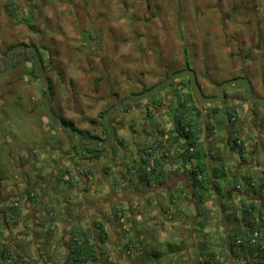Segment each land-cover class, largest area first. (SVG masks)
<instances>
[{"label": "rangeland", "instance_id": "374dc122", "mask_svg": "<svg viewBox=\"0 0 264 264\" xmlns=\"http://www.w3.org/2000/svg\"><path fill=\"white\" fill-rule=\"evenodd\" d=\"M3 1L0 0V56L11 44L18 42L30 43L33 41L38 43L43 41L44 45L49 46L50 53H45L43 50V57L47 64V71H49L48 76H52L50 79L55 87L51 101L52 108L58 114H61V111L56 106L57 95L60 96L61 102L65 104L68 112L75 110L76 101L73 100L72 90L81 94L87 89L90 97L86 98L85 104L93 107L97 105L98 102L95 98L98 96L90 90L91 81L96 76H102L99 94L103 95L111 93L117 89L118 85L120 90L133 85L135 78H143L147 85H151L158 80L157 75L153 74L154 76H152L150 73L157 72L156 61L157 56L160 55L164 61L168 62L169 60L165 75H172L186 66L192 69L198 68V79L205 85L203 88L210 86L205 73L217 82H225L237 75L248 77L254 81L255 85H258V80H264V22L258 25L261 17L264 20V0H234L236 2L227 0L224 7L233 16L232 19L236 17L237 20L233 23L234 20L230 19V26L223 32L221 19L216 9L214 7L203 8L208 4L215 3L216 0H17L20 5L17 21L7 15ZM149 2L150 7H148ZM198 6L202 8L197 10ZM31 7L40 9L41 16L36 24L39 33L29 30L19 21L23 15L28 14ZM193 53L197 54L196 59ZM238 53L247 56L244 65H240L239 61L242 60ZM11 56L12 52L9 53V57ZM253 67H255L254 70ZM31 72L36 73L37 77L33 76ZM58 72L62 73L58 74ZM17 77H20V81L24 82L23 85L25 82H30L29 84H32L35 90L26 92L21 84H15L9 88L13 93L6 97L5 105L2 106L0 103V179L7 177V182L9 181L6 183L8 188L1 185L0 182V194L5 198L13 194L10 189L11 181L16 177L19 178V181L28 182L29 188L39 195L41 190L34 180L39 177L45 167L40 169L37 165H33V159L40 156L39 152L43 151L51 156L52 163H58L59 160L55 159L53 151L54 149L59 150L61 145V138L56 134V132L59 133L56 131L59 129L53 125L49 117L46 120L42 80L38 77L36 67L34 69V62H25L23 59L17 66L11 65L1 71L0 91L5 93L7 83ZM181 77L185 78L186 75ZM61 80L65 82L60 85ZM185 80L187 83V79ZM232 89L238 90L242 94L246 93V88L242 84ZM18 92L21 94L19 98H16L15 94ZM37 94L42 97L40 102L35 99ZM75 98L78 101L80 99L79 96ZM115 101L116 98L113 97L108 100L107 104L101 103V110ZM144 101L142 100L140 103L142 104ZM224 105L226 110L238 111L239 109L236 102L234 103L230 98ZM83 107L87 116H94L92 110L81 105V108ZM172 111L171 108L168 113L171 114ZM72 113L76 114V112ZM134 113L131 111L128 116L134 115ZM223 123L219 128L221 130L229 129L228 121ZM84 125L88 126V123H84ZM247 136L254 138L252 134L247 133ZM75 141L77 140L75 139ZM137 141L139 147H143V140L137 138ZM248 142L251 144L250 139H247ZM259 142L260 144L263 142L264 147V140L259 138L258 146ZM258 146L256 147L258 148ZM115 147L117 148V146ZM211 148L212 153L217 151V147L213 143H211ZM204 149H206L205 145ZM220 153L223 154L219 156L220 162L223 159L228 162L227 150L222 148ZM22 154L25 156L24 162L30 161L26 168L18 166L20 163L18 157H21ZM178 161L180 160L178 159ZM87 167L95 170L94 165ZM221 181L225 184L224 179H220L219 185ZM78 184L88 190L92 189V186L100 185L96 179L93 182L90 181L89 184L82 181L81 183L79 181ZM135 186L136 189H144L141 182L136 181ZM102 191V198L111 196V191L106 188H103ZM221 192L223 193L222 189ZM48 193L49 201L52 199L55 201L58 198V195H55L58 194L55 190L49 189ZM70 193L71 196L75 194L74 192ZM224 198L227 203V198ZM196 199H198L197 196ZM90 201L98 202L93 193L83 195L80 199L78 197L76 203L83 212L91 209L88 208ZM5 203L6 200L4 204H0V207L2 206L6 210ZM113 204L117 207L119 202L113 199ZM45 206L42 205L38 208L36 217L37 221L41 216L43 219L45 218V221H40L43 229L45 226L50 228L52 225V219L48 218ZM72 206L71 212H75L76 208ZM203 208L207 209V207L201 209ZM158 210L160 211L158 221H165L166 218L162 215L161 207ZM82 212L76 213L75 218L80 219ZM202 212L201 210L202 228L203 226L207 228L209 216ZM0 217L2 216L0 215ZM230 218L235 220L234 216H230ZM167 221L169 222L168 219ZM217 221L222 222L219 216ZM192 224L193 227L195 226L193 222H190L188 227ZM59 225L58 227H60ZM235 228L230 230L231 236L235 234ZM1 229L2 221L0 220ZM193 232L194 230L190 233L191 239L188 238L184 244H193ZM197 234L205 239H210V242L214 236L209 234L207 237L204 233L201 235L200 231H197ZM40 235L35 231V237L38 238ZM26 237L24 235L17 238V246L20 250L25 249L28 252ZM29 237L33 242L35 241L32 234ZM166 237L157 239L155 244L150 246H145L143 242L140 250L136 251L137 256L133 254L129 262L120 260V264H131L132 262L133 264H170L172 260L175 262L176 257H180V264H199L203 261V259L199 260L198 252L200 250L196 247L189 250L176 248V255L172 256L173 248H169L167 244L168 242L176 243V241ZM1 239L2 235H0V241ZM157 250L162 253L157 255ZM233 250L235 254H241L239 247H235Z\"/></svg>", "mask_w": 264, "mask_h": 264}, {"label": "crops", "instance_id": "0c3cea01", "mask_svg": "<svg viewBox=\"0 0 264 264\" xmlns=\"http://www.w3.org/2000/svg\"><path fill=\"white\" fill-rule=\"evenodd\" d=\"M42 91L44 95V88H42ZM41 99L42 97L37 94L36 101L40 102ZM64 105L65 104L61 102V98L59 96L56 106L59 107L61 114L68 118L78 117L77 115L68 112ZM207 107L204 108L205 113ZM238 107L239 109L236 111L237 120H239L241 122L240 124H242L245 121L247 110H251L252 107L246 103H242V101ZM56 114L61 116L58 113ZM47 118L48 117L46 116V120ZM85 126L86 125L82 124V127ZM227 130L229 129H223V131L220 130L221 133L219 135L217 134L216 136L211 137L210 143H213L217 147V151L213 152L211 158L209 157L208 159L211 164L209 168L211 169V167H213L217 170L216 174L212 176L211 182L219 183L220 179H222L221 175L224 173L226 175L227 172V175L224 178L225 184L222 183V180L221 184L219 185L220 190L212 186L209 187L207 196L203 199V202H201L199 199H196V196L200 194V189L189 185L190 178L186 168L182 169L181 165L176 163V155L179 152V149L176 148H173L170 153L167 152V156H163L162 158L158 156L162 160V163L165 165L166 169L171 171V178H169V176V179H165V182H161L162 180H159L156 177L149 178L147 176L145 177V175L143 176L141 172H136V164L139 160V154H135L133 152L122 154L119 153V150L116 148L115 151L117 154L116 156L114 155L115 157H113L109 163L106 161V157H103L100 158L99 161L96 160L93 164L95 166V170L90 168V181L93 182L94 179H96L100 185L98 187L92 186L93 188L89 190L83 189L81 184H78L79 181L81 183V180L78 179V177L77 179L75 178V182L71 186L65 183L59 184L54 178V170L52 169L54 168L55 164L51 162V156H49L48 153H44L43 151L42 153L39 152L41 155L33 159V162H35V160L40 161V163H37L39 168L44 162V165L47 167V169L45 168V170L34 181L41 190V185L46 183V180H49L47 186L49 189L55 190V192L58 193L55 195H58L57 200L60 201V207L57 213L48 214V218L52 219V225L49 229H43L41 227L42 224L40 221H45V218L43 219V216H41L37 221V210L42 205H47L49 201L46 200L45 203L42 202V196H40V194L38 195L36 192H33L29 188L28 182L25 183L23 180L19 181L18 177L13 180L14 183H17L16 185L18 186L19 193L24 192L28 196H38L39 198L37 201H30L28 200V197L25 199L26 202L22 218L23 221L20 222V225L13 230L14 233L20 230L18 235L19 237H23L24 235L27 236V246L29 247L28 252L25 249L20 250L16 242L14 252L17 257H15V264H49V255L54 254L55 251L58 252V255L61 259H66V249L60 247L59 244L62 243V240L66 235L67 228H69V226L74 223H78L80 227L87 228L92 225L94 220L101 219L100 217L106 220V229L109 235L107 242L100 244L101 251L105 256H108V264H120V260L129 262L131 260V256L133 254L136 255V251L140 250L143 242L145 246H150L151 244H155L157 239L164 236H167L166 238L168 239L171 238L172 240L176 241V243L168 242L167 244L169 248H173L171 251L173 253L172 256L176 255V248H182V250L195 249V247L198 248V250H200L198 252L199 260H204V256L206 254L220 253V251L224 249V240L222 237L223 232H228L232 228H235L238 222L237 219L239 218V205L242 200L250 198V186L252 184V182H250V178L257 175L255 172L256 168L258 171L260 170V175L264 174V156L262 152L257 147H255V151H252V145L248 143L244 144L243 140L242 143L244 144V151L246 152L245 158L251 155L248 165L250 168H243L241 171H238L237 169V172L235 171L233 175L235 179L233 181L237 182L236 189L233 191V195L228 197L230 193L229 188L231 185V180L228 178V173L234 169L233 167L236 163L237 155L236 153H229L230 159L227 160L228 162L225 161L224 173H219L220 160L218 155L221 154V149L225 148V143H228ZM56 131H59V133L56 132V134H58L62 139H60L61 145L59 150L53 151V156H55V159H58L57 153L60 154V152L66 151L68 148V143L66 142L67 140L64 136V133L60 129ZM155 137L157 136L153 135L151 139ZM24 157L25 156L23 154L21 157H18L20 161L18 165L19 167L26 168L27 164H29L30 161L28 163H26L27 161L24 162ZM71 161H74L71 157H69L68 162L66 159L64 161V164L67 165L69 170H71ZM178 166L179 169L176 170L175 167L177 168ZM87 168L82 166V170ZM172 170L176 172H172ZM72 174L78 175L79 171L76 170V172H72ZM123 175H126L125 178H123ZM33 176L35 175L33 174ZM238 176L240 177L236 178ZM67 178L68 174L65 175V180H67ZM198 178L201 179V175L200 177L198 176ZM136 181L141 182V185L144 187V189H136ZM0 182L1 185H4L6 188H8L6 185V183L9 182H7V177H2ZM103 188L111 191V196L109 198H106L107 196L104 198L101 197V195H103ZM221 189L224 194L221 192ZM70 192H74L75 194L71 196L72 194ZM90 193L95 195V197L98 199V202L90 201L88 208L91 209L89 211L87 210L82 212V208L78 207L76 201L78 197L80 199V197L82 198L83 195L86 196ZM224 197L227 198V203L224 201ZM113 199H116V201L119 202L117 206V208L121 210L119 212L121 215L119 219H116V217L112 215V209L115 208ZM255 201L256 203L261 204V200H259V198H256ZM7 205L8 201H6L4 206L7 207ZM159 205H161L160 207L163 211L162 215H164L166 218L165 221H158L160 212L158 210L160 208ZM71 206L76 208L75 212H71ZM202 207H207V209H201ZM69 208L70 210L68 211ZM188 208L190 209L188 210ZM199 209H201L204 213H207L209 216L207 228L204 226L202 228V219L200 218L201 210ZM79 212H82L80 219L75 218L77 215L76 213ZM3 216H5V213H3ZM218 216L222 220L221 223L217 221ZM230 216H234L235 220L231 219ZM190 222H193L195 226L193 227L192 224L190 227H188ZM58 225L60 227H58ZM35 228H37V230H35ZM52 229L56 231V234L49 236L48 232ZM192 230H194L192 233L194 236L192 237L193 244H184L188 238L191 239L190 233ZM35 231L41 234L40 237L38 236L37 238L34 236ZM197 231H200L201 235L204 233L206 236L213 234L214 236L212 238V242H210V239H205V237L199 236ZM30 234H32L35 240L34 242L32 241V238L29 237ZM129 236L133 237L136 242V244L133 245V252H131V250L126 251L125 248L126 241L129 239ZM6 239H8V237H6ZM157 251V255L162 253L160 250ZM179 259L180 257H176L175 262L172 260L170 264H180L181 260ZM233 260L235 263H238L237 260L243 261V257L242 255H238V257H235ZM100 264H103L102 261H100ZM131 264H133V262ZM199 264H201V262ZM226 264H232V262L229 260L226 262Z\"/></svg>", "mask_w": 264, "mask_h": 264}, {"label": "trees", "instance_id": "16d2710c", "mask_svg": "<svg viewBox=\"0 0 264 264\" xmlns=\"http://www.w3.org/2000/svg\"><path fill=\"white\" fill-rule=\"evenodd\" d=\"M150 2L148 7H150ZM3 7L7 15L17 21L18 15L20 14V5L17 0H4ZM30 8L27 15H23L19 20L24 26L31 31H36L39 33V30L36 28V24L39 21L41 16L40 9ZM34 44L37 49L42 48L45 53H50L49 46L44 45L43 41L38 43L31 42ZM34 62V69L37 70V62ZM47 68V65H44ZM164 75V77L168 76ZM205 77L217 86L221 82L213 81L209 75ZM187 77H180L174 81L171 87L175 91H179L183 87H187V92L181 96L180 94L176 96L175 109L172 111V121L170 122L168 128L162 130H156L155 124L151 123V126L148 131V135L151 138L153 135H157L155 138H148L146 146L139 153V160L136 164V172H141L145 177L153 178L156 177L161 182H165L171 171H168L165 165L162 163L161 158L167 156V152H171L174 148L182 145L183 142L187 143V148L184 151L178 153L177 159L180 160L179 164H189L191 167L189 169V176L192 179L193 187L200 189V194L197 196L201 202L207 196V191L209 187H215L220 190L218 182H211V178L216 174V169L209 166L211 165L207 159V151H204V139L210 137L214 133V129L223 124L224 121H228L231 125L236 124V111L234 109L222 110L218 104L210 105L208 110L202 112V107L204 104H198L193 93L191 80ZM162 79H164L162 77ZM199 80V79H198ZM45 93V92H44ZM160 92H156L153 95L147 96L145 99L147 104L154 108L156 102L155 95ZM44 108L45 104L43 102ZM207 105V104H206ZM208 106V105H207ZM151 108V109H152ZM105 111L101 113V116ZM45 113L48 116V112L45 108ZM205 114V115H203ZM224 114V116H223ZM100 116V117H101ZM65 125H73L71 121L66 119L63 116H60ZM224 117V120H223ZM50 120V119H49ZM51 121V120H50ZM92 122H101L100 119L91 120ZM205 135V136H204ZM229 147L241 156H245L246 152L244 151L243 143L239 141V135H232L229 138L228 142ZM144 150V151H143ZM102 151L101 149H93L92 152ZM227 153H231L227 150ZM163 155V156H162ZM230 159V156H229ZM87 168V167H86ZM175 169H179V166ZM90 168L80 169L79 174L85 180V183L89 184L90 179ZM172 172H176L173 171ZM68 174L70 177L69 180H65V175ZM156 174V175H155ZM198 175H201V179L198 178ZM126 175H123L125 178ZM160 176V177H159ZM244 177V176H243ZM54 178L59 184L67 182L71 186L75 182L77 176L72 174V171L69 170L67 165H61L59 168H55ZM252 182L250 189L251 195L249 199H244L239 205V218L237 219V227L234 229L235 234L231 236L230 230L228 232L224 231L222 234L223 237V247L224 249L220 253H210L204 256V260L201 261L204 264H226L229 260L232 264H264V174L255 175L250 178ZM237 182H231L229 188V196L233 195V191L236 189ZM223 195V194H221ZM33 198V201H37L38 196H29ZM261 200V204L256 203V198ZM70 199V198H68ZM59 200L49 201L45 206L47 214L57 213L60 207ZM25 207V196L24 194H19L14 198H11L8 201L7 212L8 217L3 218L6 222L9 223L11 228L19 224V220L23 217ZM121 210L117 207L112 209V215L116 219L120 218ZM124 213V212H123ZM122 213V214H123ZM2 221V220H1ZM8 221V222H7ZM45 229L49 227L45 226ZM226 232V233H225ZM255 233H257L255 235ZM55 230H50L48 232L49 236L55 235ZM129 239L126 241V251H134V246L136 244L133 237L129 236ZM109 239L108 231L106 229V220L99 219L94 220L92 225L87 228L80 227L78 223H74L69 228H67L66 235L62 240V243L59 244L60 247L66 249V259H61L58 255V252L55 251L54 254L49 255L48 263L49 264H100L102 261L103 264H108V256H105L100 249V244L107 242ZM239 247L241 249V254L243 261L235 263L233 260L235 257H238V254L234 253V248ZM4 254L0 256V264H15L16 258L15 252L13 249L8 246H4ZM2 253V252H1ZM237 255V256H236ZM15 258V259H14ZM222 258V259H221ZM68 259V260H67ZM201 263V264H202Z\"/></svg>", "mask_w": 264, "mask_h": 264}, {"label": "flooded vegetation", "instance_id": "af4514ba", "mask_svg": "<svg viewBox=\"0 0 264 264\" xmlns=\"http://www.w3.org/2000/svg\"><path fill=\"white\" fill-rule=\"evenodd\" d=\"M226 2H227V0H216L215 3L208 4L205 7H203V8H209V9L214 7V9H216V12H217L218 16L221 19L222 32L226 31L228 29V27L230 26V24H229L230 19L234 20V21H232L233 23L237 20L236 17H235V19H232L233 16L231 15V13L227 9H225L224 3H226ZM232 2H236V1L233 0ZM201 8L202 7L198 6L197 10L201 9ZM263 22H264V20L261 17L260 23H258V25H260ZM19 44H26V45L30 46L33 43L31 44V42L30 43L18 42V43H15V44H11L4 51L3 55L0 56V62H1L3 57L7 56V52L8 51H10L13 48L17 47ZM154 52H157V51H154ZM157 53H159V52H157ZM196 53H193L195 55V59L197 58V54ZM39 54L42 57L44 65H47L45 60H44V57H43L44 53H43V49L42 48H39ZM238 54H239V56L241 58L240 60H242V61H239L240 65H242L244 62H246L247 56H244L242 53H238ZM170 58H172V57H170ZM251 58H253V57H251ZM23 59L25 60V62H32V61L35 60L34 56H32L29 52L26 53L22 49L13 50L12 51V56L9 59V62H10L9 66H11V65H13V66L16 65L17 66V64H19L20 61L23 60ZM183 61H184V59H183ZM252 62H254V60H252ZM195 63H196V66H197V61L196 60H195ZM156 64H157V69H158L157 72L156 73H154V72L150 73V75H152V76H154V75L158 76V77L155 76V77L158 78V80L156 82L152 83L151 85H147L143 78H135V80L133 81V85H129V86H127V88H122V90L119 89V85H118L117 89H114V91H112L111 93L106 94V95L99 94L100 93V84H101L103 79H102L101 75H100L101 77L100 76H96L95 79L91 81L92 84L90 86V90H92L98 96V98H95V100L98 102V104L94 105V107L92 105L85 104L86 103V98L90 97V95L88 94L87 89H85V87H83L85 90L83 89L84 91L81 94L76 93L73 90L71 91L72 95L74 93L73 100L76 101V104H75L76 108H75V110H72V111H69V112L70 113L76 112V114L75 113H73V114L77 115L78 118L71 117V118H69L70 119L69 120L67 117L63 116L62 114H60V115L65 117L69 121H71V123H73V125H70V126H72L76 131H79L83 136H82V139H79V138H77L75 136H71L68 133H65L63 130H61L59 127L56 126L57 128H59L64 133V136H65V138L67 140L66 142L68 143V148L66 149V151L60 152V154L58 156V159H57V160H59V162L54 165V168L52 170L55 171V168H59L61 165H63L65 159L68 162L69 161V157L73 158V160L75 161V162L71 161V171L73 173H75L76 170L79 171L80 169H82V166L83 167H87V166L93 165L96 160L99 161V159L103 158V157H106L105 159L109 163L110 160H112V158L115 157L116 154H117L116 151H115V149H116L115 146H117V149L119 150V153L127 154V153H132L133 152L135 154H139L140 151L144 148V146H146L147 139L150 138L149 135H148V131H149V128L151 126V123L155 124L156 130H162L164 128H168L170 122L172 121L171 118H172V114H173V113H171V114L168 113V110H171V108L174 110L175 107H176L175 106V104H176V96L179 95V94L182 96L184 94V92H187V90H188L187 87H183L179 91H175L174 88L171 87V85L174 83V81L176 79L169 86H167L166 88L157 91V92H160V93L155 95V99H156V101H160V102H156L154 104V108H152L151 106H149L147 104V101L145 99L146 97H145V98H140V99H138V100H136L134 102H131L127 108L121 109L120 111H117V112L113 113L111 115V117H110V123H111V126L113 127V130H114V133H115L114 135L112 134L113 131L109 132V131L105 130V127H104V125L102 123L103 115L113 105L121 104L124 101H126L128 99H131V97L133 95H136V94H139L141 92H144L147 89L153 87L154 85L162 82L167 77L171 76L169 74L168 76L164 77V75H165L164 73L168 69L169 60H168V62L164 61L161 58V55H160V56H157ZM186 67L188 68V66H186ZM186 67H184V69H186ZM254 69H255V67H253V70ZM45 70H46V76L48 77V79L50 81V84H51L52 95H54L53 91H54L55 87H53V83L51 82V79H50V77H52V76H48L49 71H47V68H45ZM194 70H195V72L197 74V78H198V73H197L198 72L197 71L198 68L197 69L195 68ZM37 71H38V65H37ZM61 73L62 72H58V74H61ZM206 74L207 73H205L204 75H206ZM32 75L35 76L36 73L33 72ZM35 77H37V76H35ZM38 77L40 78L39 72H38ZM162 77L164 79H162ZM186 77H187L186 79L190 78L189 76H186ZM238 77H246V76L237 75V76H235V77H233L232 79H229V80H233V79L238 78ZM19 78L20 77H17V78H15V79H13V80H11L10 82L7 83V86H6L7 90L5 91V93H3L4 91H2V92L0 91V103H1L2 106L5 105L6 97L8 95H11V93H13L12 89L11 90L9 89L10 86H13L15 84H21L22 87L25 88L26 92L30 91V90H33V89L35 90L34 86L32 84H29L30 82H25V84L23 85L24 82L20 81ZM249 80H250V82L252 84L253 93L255 95H257V96L264 97V80H258L257 81L258 85H255L254 81H252L251 79H249ZM226 81H228V80H226ZM64 82L65 81L61 80L60 85L62 83H64ZM209 83H210L209 84L210 86H207V87L203 88L204 84L201 83V81H200V84L202 86V90H203L204 94L207 95V96H216V95H218L219 85L220 84L217 86L216 84H213L211 81H209ZM42 85H43L44 92H45V85H44L43 81H42ZM238 85H240V84H238ZM238 85H233V86H231L229 88H226L224 90V95H225L224 100L221 101V102H215V103H212V104H214V105L219 104L220 106L219 105L218 106L222 110H226V106L224 104L226 103L227 99L230 98V99H232L234 101V103L236 102V105L238 103L240 104V102L242 101V103H246V104H248L249 106L252 107L251 110H247L245 121L242 124H240L241 122L239 120H237V118H236V121H237L236 124L233 125L232 127H231V125H229L230 128L226 132L228 134V142H229V138L232 135H239V141L242 143V141L244 140L243 141L244 144L247 143V139L248 140L250 139L251 145L253 147V149H251V150L255 151V147L258 146L257 145V140L259 138H260V140H264V106H262V105H260L258 103L250 102L249 99L246 96V93L242 94V93H240V91L232 89L233 87H236ZM242 85L245 86V84H242ZM245 88H246V86H245ZM204 90H206V91H204ZM55 93H56V90H55ZM20 94L21 93H19V92L16 93L15 94L16 98H19ZM44 95H45V93H44ZM44 95H43V97H44ZM76 96L80 97L79 101L77 100V98H75ZM113 97L116 98V101L109 103L108 106L106 105L107 106L106 108L101 110L100 104L101 103L103 104V102H105V104H107L108 100L113 98ZM64 98H65V95H64ZM35 99H36V97H35ZM58 99H59V97L57 95V100ZM142 100H145V101L141 104L140 102ZM43 102H44V100H43ZM78 102H79V104H78ZM197 103L199 104L198 101H197ZM212 104L208 103L207 104L208 107H207L206 104H204L205 106L201 108L202 112L204 111V108H206V107H207V110H208L209 106L212 105ZM239 104L237 105V107L239 106ZM81 105H84V106H86V108L88 107L90 110H92L94 116L93 117L92 116H87L84 107L81 108ZM103 111H105V112L101 116V113ZM131 111L135 112L134 115L128 116V114H130ZM95 115H96L97 119L101 120V122H96L95 123V122L91 121V120L96 119ZM113 116H114V118H113ZM84 123H88V126L82 127V124H84ZM67 125H69V124H67ZM220 130H221V128L217 127V128L214 129L213 135H211L208 138L203 137L204 145H205V148H206V151H207V154H208L207 159H209V157L211 158V155H212V149L210 147L211 146L210 139H211V137L216 136L217 134L219 135L221 133ZM221 131H223V130H221ZM247 133L248 134H252V136L254 138H252V137L248 138ZM91 138L101 140L100 141L101 142L100 146H96V147L91 146V144H92ZM137 138H140V139L143 140V147H139L140 145H139V143L137 141ZM75 139L78 142L75 141ZM225 144H226V146L224 145L225 148H223V149H226V150H228L231 153H236V155H237V160H236V163L234 164V167H233L234 169L231 172L228 173V178L231 180L230 181V183H231L235 179V177L233 175H234L235 171L237 172V169H238V171H241V169H243V168L244 169H249L248 165H249V161L251 159V155H249L247 157L248 158L247 159V158H245V156L239 155L238 154L239 152L233 151L229 147L228 143H225ZM248 144H249V142H248ZM187 146H188L187 143L183 142L182 145L178 146L180 148H176V149H179L178 150L179 152L180 151H184L187 148ZM93 149H96V150L97 149H101L102 151L92 152ZM220 155H223V154H219L218 157ZM177 156H178V154L176 155V163L179 164L180 161H178ZM37 163H40V161L35 160V162H33V164H35V165H37ZM219 163H220V167H219L220 171H219V173H224L225 160L223 159ZM44 164L45 163L43 162V165L40 166V169L45 167ZM64 165H66V164H64ZM180 165H181L182 169L186 168L187 173L189 175V169H190L191 166L189 164H186V165L180 164ZM45 168L47 169V167H45ZM255 172L258 175L260 173V170L258 171L257 168H256ZM34 175L36 176V174H34ZM226 175H227V172H226ZM226 175H225V173L223 175H221L222 179H224ZM76 176L82 182H85V180L83 179L81 174H78ZM171 176L169 178H171ZM239 177L240 176H238L236 178H239ZM189 178H190V176H189ZM69 179H70V177L68 176L67 180H69ZM48 183H49V180H46V183L41 185L40 196H42V202H44V203H45L46 200H48V198H47V195L49 194L48 193L49 188L47 186ZM16 184L17 183H14L13 181L11 182V191H12L13 194L9 195L8 196L9 198L8 197L5 198V197L2 196V194H0V204L1 203L4 204L5 200L9 201L11 198H14L15 196H17L19 194H24L25 199H27V197H28V200L33 201V198L29 197L30 195L28 196L24 192H20L19 193L18 186ZM65 184H68V183L65 182ZM189 185L193 186L191 178H190V184ZM40 199H41V197H40ZM6 212H7V208L5 210L1 206L0 207V215L3 216V213H5L4 218H6V217H8ZM0 220H2V229L0 230V233H1L0 235H2V239H1L2 242L0 241V256H2L4 254L3 253L4 252V248H3L4 246L11 247L13 250H15L16 242L18 240L17 238L19 237L18 235L20 233V230L16 231L15 233H14L13 230L16 229L20 225V222H22L23 219H20L19 220V224L17 226L13 227V228L10 227L11 225L9 223H4L6 221L3 220V218L0 219ZM3 237H8L9 239L6 240V239H3Z\"/></svg>", "mask_w": 264, "mask_h": 264}, {"label": "water", "instance_id": "95a60500", "mask_svg": "<svg viewBox=\"0 0 264 264\" xmlns=\"http://www.w3.org/2000/svg\"><path fill=\"white\" fill-rule=\"evenodd\" d=\"M16 49H22L24 50L26 53L29 52L32 56H34L37 65H38V72L40 75L41 80L43 81L44 85H45V95H44V104H45V108L46 111L48 112V116L49 119L53 122V124L57 127H59L61 130H63L65 133H68L71 136H75L79 139H82V134L79 131H76L72 126L70 125H65L62 118L60 116H58L55 111L52 108L51 105V101H52V89H51V84L50 81L48 79V77L46 76V70L44 67V63L42 60V57L39 54V50L37 49V47L32 44L30 46L26 45V44H19L17 47L13 48L12 50L7 52V56L3 57L1 62H0V72L5 70L6 68L9 67L10 62H9V53H11L13 50ZM189 76L190 80H191V85H192V89H193V93L194 96L196 98V100L200 103V104H212L215 102H221L224 100L225 95H224V90L226 88H229L233 85H238V84H245L246 86V96L249 99L250 102L253 103H258L262 106H264V97L262 96H257L253 93L252 90V84L250 82V80L247 77H238L235 78L233 80H228L225 82L220 83L219 85V92L218 95L216 96H207L204 94L203 90H202V86L197 78V74L195 72L194 69L192 68H186V69H182L180 71H177L175 73H173L171 76L167 77L165 80H163L162 82L154 85L153 87L147 89L144 92H141L139 94L133 95L131 97V99H128L126 101H124L121 104L118 105H113L104 115L102 118V123L105 127V130L112 132V134L114 135V130L113 127L111 126L110 123V117L113 113L120 111L121 109L127 108L129 106V104L131 102H134L140 98H145L147 96H150L152 94H154L155 92L166 88L167 86H169L175 79L180 78L181 76ZM92 140V144L91 146L96 147V146H100V141L99 139H94L91 138ZM97 141V142H96ZM259 150L262 152L263 156H264V147H263V142H259V146H258Z\"/></svg>", "mask_w": 264, "mask_h": 264}, {"label": "built area", "instance_id": "2783aa9c", "mask_svg": "<svg viewBox=\"0 0 264 264\" xmlns=\"http://www.w3.org/2000/svg\"><path fill=\"white\" fill-rule=\"evenodd\" d=\"M199 177H200V175H198ZM257 233H255V235H256Z\"/></svg>", "mask_w": 264, "mask_h": 264}, {"label": "bare ground", "instance_id": "6f19581e", "mask_svg": "<svg viewBox=\"0 0 264 264\" xmlns=\"http://www.w3.org/2000/svg\"><path fill=\"white\" fill-rule=\"evenodd\" d=\"M144 151V150H143ZM163 156V155H162ZM161 158V157H160Z\"/></svg>", "mask_w": 264, "mask_h": 264}]
</instances>
